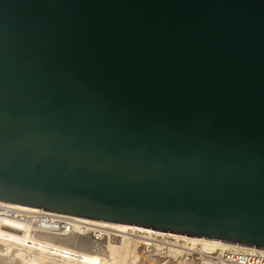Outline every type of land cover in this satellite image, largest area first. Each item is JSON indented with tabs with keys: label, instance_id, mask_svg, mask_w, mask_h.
Segmentation results:
<instances>
[{
	"label": "water",
	"instance_id": "95a60500",
	"mask_svg": "<svg viewBox=\"0 0 264 264\" xmlns=\"http://www.w3.org/2000/svg\"><path fill=\"white\" fill-rule=\"evenodd\" d=\"M0 203L264 251V0H0Z\"/></svg>",
	"mask_w": 264,
	"mask_h": 264
},
{
	"label": "bare ground",
	"instance_id": "6f19581e",
	"mask_svg": "<svg viewBox=\"0 0 264 264\" xmlns=\"http://www.w3.org/2000/svg\"><path fill=\"white\" fill-rule=\"evenodd\" d=\"M0 211H1L0 213V258H1V261L4 262V264H10V263L18 264L20 260L24 258V254H25L24 251L26 250V247L30 246L29 244L30 242L40 243L44 240L67 247L73 251H76L80 254L85 255L86 257H89L88 255L95 256L96 259L101 260L102 264H114L115 258L117 257V255L115 256V254L118 251L117 249L119 247L117 248L116 246L114 247L111 245L110 238H109L110 233L114 235L116 234V236L120 238L122 237L125 239L126 238L130 239L134 236L139 239L142 238V240L144 239L143 241H145L150 238V237L148 238V237L142 236L140 234H137L131 231L124 230L122 225H119V224L107 223V222L96 221V220L95 221L88 220L84 218H77V222L75 223L74 230L66 234H60L56 232L50 233L49 231H46V230L32 231L28 223L25 224L24 221H18V220L11 219V216L15 215L14 213L40 214L42 213L41 209H36V208H31V207H26V206H19V205H14V204L0 203ZM96 227L106 229V231L98 230L100 233H103V235L107 239V242L105 245L100 242L89 241L87 237L84 236V234H88V232L93 231L94 229L92 228H96ZM5 229H13L15 231L23 232V234L14 233L11 231H7ZM153 240L155 242V239ZM176 240H181V239H176ZM149 241L151 242V240ZM184 241H186L187 244H191V247L200 246L201 247L200 249H203V251H214L216 249H219V248L222 249L226 246H229V245L221 244V243H207V242L187 241V240H184ZM128 243L130 245V243L132 242H130L129 240ZM167 243L168 242L164 244H167ZM145 244L149 245L147 241H145ZM171 244L172 243H170L169 245ZM121 245H123L122 247L125 249V243L122 242ZM33 246L37 247V245H33ZM181 248H184V247L181 246ZM174 252L182 253L183 251L182 250L180 251L179 249H175ZM125 258H124V261H125ZM122 264H124V262Z\"/></svg>",
	"mask_w": 264,
	"mask_h": 264
},
{
	"label": "built area",
	"instance_id": "2783aa9c",
	"mask_svg": "<svg viewBox=\"0 0 264 264\" xmlns=\"http://www.w3.org/2000/svg\"><path fill=\"white\" fill-rule=\"evenodd\" d=\"M41 210L42 213L40 214L14 213L15 215H12L11 219L24 221L25 224L28 223L32 231L46 230L50 233L56 232L66 234L74 230L77 218H79L49 212L43 209ZM92 229L94 230L88 232V234H84V236H86L89 241L100 242L105 245L107 239L103 233H100L98 230L106 231V229L97 227ZM8 230L23 234V232L15 231L13 229ZM34 243H29L30 246L26 247V250L24 251L25 259L22 258L18 264H102L101 260L96 259L95 256L88 255L89 257H86L85 255L67 247L51 243L47 240L40 243ZM33 245H37V247H34ZM186 250L188 257L190 256L192 260L196 259L198 264H264L263 250L246 249L233 245L226 246L222 249L219 248L214 251L197 250L196 247L193 248L191 246L187 247ZM0 264H4V262L1 261V258Z\"/></svg>",
	"mask_w": 264,
	"mask_h": 264
},
{
	"label": "rangeland",
	"instance_id": "374dc122",
	"mask_svg": "<svg viewBox=\"0 0 264 264\" xmlns=\"http://www.w3.org/2000/svg\"><path fill=\"white\" fill-rule=\"evenodd\" d=\"M7 231H10L8 229H5ZM13 232V231H11ZM17 233V232H14ZM139 234V233H137ZM145 237H150L149 239L145 240L149 243L145 244V241L136 237H132L130 239L128 238H120L116 236V234L110 233V242L112 246H116L117 248H121L123 245L122 242L125 243V249H117L118 251L116 252L115 256V263L114 264H198V261L196 259H193L186 254V248L191 246L187 244L186 241L184 240H176L173 238H166V237H158V236H152L151 235H145V234H140ZM125 239V240H124ZM133 239V240H132ZM155 239V242L154 240ZM172 239V240H171ZM129 240L130 245H129ZM138 240V241H137ZM151 240V242L149 241ZM158 240V241H157ZM165 240V241H164ZM170 240V241H169ZM153 241V242H152ZM143 242V243H142ZM163 242V243H162ZM168 242L167 244H164ZM171 245H169L170 243ZM177 244H176V243ZM179 242V244H178ZM128 243V244H127ZM186 243V244H184ZM165 245V246H164ZM180 246H183L184 248H181ZM195 248V247H193ZM197 250H202L200 249V246L196 247ZM179 249L180 251L182 250V253H175L174 250ZM123 250V252H122ZM118 253V254H117ZM122 253V254H121ZM136 254V255H135ZM126 255V256H125ZM126 258H125V257ZM118 258V259H117ZM123 258V259H122ZM125 258V261H124ZM134 259V260H133ZM122 261V262H121Z\"/></svg>",
	"mask_w": 264,
	"mask_h": 264
}]
</instances>
